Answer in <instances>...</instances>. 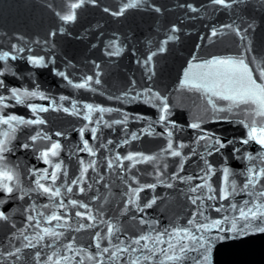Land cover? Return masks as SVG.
<instances>
[{
  "label": "water",
  "instance_id": "1",
  "mask_svg": "<svg viewBox=\"0 0 264 264\" xmlns=\"http://www.w3.org/2000/svg\"><path fill=\"white\" fill-rule=\"evenodd\" d=\"M71 2L74 0H0V51H11L12 46L17 45L25 49L19 53L20 57L42 56L46 61H51L46 68H35L26 59L10 60L8 63L15 75L5 73L0 79H4L8 87L31 89L39 84L40 90L49 99L36 98L30 103L47 107L55 100L57 105L71 108V101L75 100L80 105L94 104L120 109L132 115L150 117L154 121L158 115L157 108L143 103L142 100L127 103L125 100L116 99L124 93L135 96L137 92L143 97L144 90L151 89L152 93L158 92L161 96L167 97L172 113L170 119L179 126V130L173 134L174 147L176 141L188 145L189 147L182 151L189 159L184 163V170L174 177V173L178 171L180 158L161 153L166 147V137L145 134L129 144H121L124 139H130V135L126 136V133H139L141 129L147 127V121L134 119H129L126 126L114 125L108 128L101 125L95 141L91 139V133L86 131L84 138L96 151V156L90 157L86 152H79L77 147H82L79 129L88 123L83 119V115L77 116L53 109L40 113L46 123L38 126H21L16 132V139L10 145L12 151L5 154V163L18 174L21 189L29 191L27 195L17 191L11 194V197L0 192V198L6 200V203L0 205V210L9 216L8 220H0V264H47L48 257L54 251L59 256H75L70 264H79L81 260L83 264H97L96 260H90L87 256L97 255L94 235L99 232L102 237L105 236L108 223L116 225L119 231L112 237L111 243L107 239L102 240L101 247L111 248L112 244L121 242H123L121 246H124L144 234L155 235L165 229L187 226V221L192 218L199 205V201L197 205H193L191 199L201 194L192 193L189 189L202 183L195 177L200 174L199 170L203 167V161L199 156L192 155L191 149L195 148L198 153L204 151L203 147L194 143L197 130L188 127L191 123L203 122L202 128L220 137L225 144L228 140L237 141L235 147L241 149L240 153L234 154L233 145H227L220 153H213L207 159L214 168L227 166L232 169L238 189L246 180L241 173L247 170L250 162L237 157L242 153H250L255 157L258 153L264 152V149L254 141L249 145L238 142L247 136L245 124L255 119L259 126L264 121V117H253L254 106L240 105L231 107L229 111L230 102L221 100L218 101V106L225 111L215 112L204 92L181 86L186 71L199 74L204 70L195 66L212 58L244 54L250 62L253 58L255 62L264 61V0H237L229 8L214 5L211 0H146L142 6L127 9L123 15L117 16L112 13L118 12L128 0H95V3L86 2L75 10L77 18L74 22L65 23L60 16L69 12ZM188 5L198 10L192 11ZM157 8L160 11H156ZM228 24L233 25V28L239 27L245 39L241 40L235 31L227 28L218 32L217 36H211L213 29L219 30L222 25ZM173 27L178 31L173 32ZM52 33L55 35H51ZM169 36L176 38L163 45L165 49L163 52L158 51L162 41L167 40ZM112 42H115V46ZM116 47L122 49L120 54L109 55L108 53L115 51ZM153 52L157 54L152 56L150 65H145L143 61ZM255 62L250 64L254 70ZM0 67H3V62H0ZM57 71L65 72L73 83H80L84 77L92 76V89L95 91L70 86L67 80L55 74ZM97 78L100 80L99 84L95 83ZM0 92L7 94L5 90ZM61 96L68 99L61 101L59 99ZM83 111L81 108L82 113ZM9 112L26 119L32 117L26 106L17 105L6 109L5 114ZM98 116L100 113H95L93 120ZM122 118L121 112L103 114L104 121L109 123ZM153 127L157 133L164 131L161 125L154 124ZM37 129H42L53 141L61 143L60 154L55 160L63 161L68 181L79 175L80 158L86 162L96 160L95 170L89 168L87 179L82 185L86 191L81 193L74 186L72 193L63 199L65 204H68L69 199L88 204L97 219L89 221L77 217L75 215L77 211H86L79 207L69 205L67 210L58 209L60 215L66 217L65 227H55L57 223H64L63 221H52L48 224L39 217V222L41 228H55L64 235L58 240L45 237L39 243L33 239V243H36L35 248H23V244L26 243L23 236L32 238L40 231L34 227L37 220L30 222L28 216H37L38 212L48 216L57 211L54 207L44 208V205L51 203L46 195L30 191L35 188L36 179L31 170L34 167L39 169L48 167L42 160H38L39 153L36 148L25 149L21 146L25 143L32 144L28 137L34 135ZM57 132L63 135L58 137L55 135ZM109 140L113 143L109 144ZM48 143L50 142H36L41 150ZM137 152L155 155L157 161L137 164L134 168H130V162L126 160L123 161V167L118 166L119 162H114L111 168L107 166L108 160H112L117 154L122 157ZM251 163L264 167V161L261 160H254ZM165 164L167 167H164ZM157 168L163 173L159 178L156 175ZM51 171L49 168V172ZM188 176L194 179L190 182L180 179ZM132 177H136L140 185H157L154 190L146 188L140 192L137 201L139 208L128 204L129 185L132 188L138 187ZM64 179L65 177L61 175L56 186H60ZM158 179L163 183H158ZM220 179L221 172L217 171L210 181L216 188L217 196ZM260 184L264 185V177L261 178ZM21 195L23 199L19 198ZM153 197L156 198V203L151 208L140 211L139 209ZM245 199H250L246 193H240L235 197L237 203ZM207 203H215L218 207L220 202ZM223 203L227 205L229 201ZM30 205H34L36 211H33ZM225 214L228 213L205 212V215L212 218ZM68 217L70 219H67ZM142 219L148 223H141ZM199 219L197 216V220ZM101 220L108 223H100ZM81 224L85 227L80 228ZM89 224L95 226L87 227ZM73 241L74 248L79 250L78 255L68 252L65 248V245ZM15 248H21V253L8 257L6 253L14 251ZM108 255L104 256V264H124L123 258L119 261H109ZM190 255L195 256L196 253ZM55 259L56 257H53V260ZM145 264L155 262L147 261ZM183 264H192V261L186 259ZM213 264H264V234L251 235L239 242L218 243L213 252Z\"/></svg>",
  "mask_w": 264,
  "mask_h": 264
},
{
  "label": "snow or ice",
  "instance_id": "2",
  "mask_svg": "<svg viewBox=\"0 0 264 264\" xmlns=\"http://www.w3.org/2000/svg\"><path fill=\"white\" fill-rule=\"evenodd\" d=\"M86 2L95 3V0H74V2L69 4V12L60 16V19L65 23L74 22L77 18L75 10L82 7ZM145 2L146 0H128L118 12H113L112 15H123L127 9L140 7ZM236 2L237 0H211L212 4L220 5L224 8H229ZM188 7L192 11L198 10L192 7V5H188ZM105 11H108V9H105ZM156 11H160V9L157 8ZM225 28L235 31L236 34L240 36L241 40L245 39L239 27L233 28L231 24L222 25L219 30L213 29L211 31V36H217L218 32H222ZM172 31L175 32L178 31V29L173 27ZM51 35H55V33ZM175 38L174 36H169L167 40L162 41V46L158 51L163 52L165 50L163 45H166L169 40ZM112 45L115 46V42H112ZM24 51V48L18 47L17 45H13L11 51H0V62H3V67H0V77H3L5 73H12L15 75L12 66L8 63L10 60L16 61L17 59H26L28 63L35 68H46L48 63L51 62L46 61L42 56L30 55L27 57H20L19 53ZM121 51L122 49L116 47L115 51L109 52L108 54L119 55ZM246 51L248 50L246 49ZM156 54V52H153L143 63L145 65H150L152 56ZM253 62H255V58L250 62L244 54L212 58L211 60L205 61L203 64H197L195 66L204 70L201 73L192 74L190 71H186L181 86L204 92L207 96L208 103L215 112L225 111L224 108L218 106V101L222 100L230 102L229 111L231 107L251 105L254 106L252 108L253 117H264V61L255 62V70L250 66ZM149 71H151V68H149ZM55 74L63 77L68 81L70 86L76 89H90L95 91V89H92V76L84 77L80 83H73L65 72L57 71ZM150 78L151 77H149V79ZM95 83L99 84L100 80L98 78L95 79ZM0 90H5L7 92V94L0 92V192H3L6 196L11 197V194L17 191H21L24 195H27L29 191L21 189L18 174L5 163V154L12 151L10 145L12 141L16 139L17 130L21 128V126L28 127L45 124L46 121L41 118L40 113L48 112L50 109L63 110L64 112H70L72 115L77 116L83 115V119L88 123L84 124L79 129L82 147H77L79 152H86L90 157H95L96 151L93 146L89 144V141L84 138V133L86 131L91 133V139L95 141L101 125L108 128H112L114 125L126 126L129 119H134L147 121V127L141 129L139 133H126V136L130 135V139H124L120 142L121 144H129L132 140H138L141 135L145 134L166 137V147L161 150V153H167L171 157L180 158L178 171L174 173V177L178 176L179 172L184 170V163L189 159V156L184 155L182 151L184 148L189 147L188 145L176 141L174 147L173 134L174 131L179 130V126L175 121L170 119L172 113L167 103V97L161 96L158 92L152 93L151 89L144 90L143 97L141 93L137 92L135 96H131L130 93H124L122 96L116 97V99L125 100L127 103H135L142 100L143 103L157 108L158 115L154 121L150 117L139 114L132 115L127 112H122L120 109L106 108L94 104L80 105L75 100L71 101V108L57 105L55 100H52L47 107L30 103V101L36 98L41 100L49 99V97L40 90L39 84H36L31 89L27 87H8L4 79H0ZM59 99L63 101L68 98L61 96ZM10 101L14 103H10ZM17 105L26 106L30 110L32 117L26 119L23 116L11 112L5 114L6 109L14 108ZM81 108L84 109L83 113L81 112ZM113 111L121 112L123 118L120 120H113L111 123L104 121L103 114ZM95 113H100V116L93 120V115ZM202 123L203 122H195L188 125L191 129L197 130L194 143L203 147L204 151L198 153L195 148L191 149V154L199 156L203 161V167L199 170L200 174L195 177L201 180L202 183L189 189L192 193L200 192L201 194L191 199L193 205H197L198 201L199 205L193 212L192 218L187 221V226L165 229L163 232H157L155 235L151 233L144 234L131 240L127 245L121 246L123 245V242H121L120 244H112L110 248L101 247V241L107 239L111 243L112 237L116 235L119 228L116 225L101 220L99 221L100 223H108L107 233L103 237L99 232L94 235L95 247L98 249V252L96 256L88 255V259L96 260L97 264H104V256L105 254H109L107 257L109 261H119L123 258L124 264H145L147 261H154L155 264H183L186 259H190L192 264H213V252L218 243L239 242L251 235L264 234V185L260 184L261 178L264 177V167H259L251 163L254 160L264 161V152L258 153L255 157L250 153H242L237 157L238 159L243 158L250 162L247 170L241 173V175L246 177V180L242 187L238 189L234 179L235 173L232 169L227 166L214 168L207 159V157L213 155V153H220L221 149L226 148L227 145H233L232 150L234 154L240 153L241 149L235 147L237 141L232 139L228 140L227 144L223 143L220 137L212 132L205 131L202 128ZM241 123H243V121H241ZM92 124L96 126L92 127ZM154 124L163 126L164 131L159 133L155 132L153 127ZM245 127L247 128V136L238 142L242 145H249L254 141L264 149V121L257 126V121L252 119L250 123L245 124ZM55 135L59 137L62 136L63 133L57 132ZM28 139L32 141V144L25 143L21 146L25 149L29 147L36 148L39 153L37 157L38 160H42L44 164L48 165V167L44 169L34 167L31 170V174L35 176L36 179L34 180L35 188L30 191L39 192L48 197L51 203L49 205H44V208L54 207L57 209V211L52 212L48 216H43L42 212H38L37 216H28L30 222L32 220H37L34 227L40 229V231L32 238L23 236V239L26 241V243L23 244V248H35L36 243H33V239L39 243L43 241L45 237L58 240L64 235L63 232H58L55 228H41L39 217H42L48 224H51L52 221H63L64 223H57L55 227H65L66 217L60 215L58 209L67 210L69 205H71L72 207H79L86 210L85 212L77 211L75 213L77 217L82 219L86 218L89 221H96L97 217L92 214L88 204L74 199H69L68 204H65L63 199L64 196L72 193L74 186L77 187L78 191L81 193L86 191L82 185L87 179L89 168L95 170L96 160L92 159L86 162L83 158H80L79 175L71 181H68L67 170L64 167L63 161L55 160L60 154L62 148L61 143L59 141H53L52 137L44 133L42 129H37L36 133L28 137ZM38 141L50 143L41 150L37 147L36 142ZM108 143L111 144L113 142L109 140ZM125 160L130 162V168H134L137 164L155 163L157 161V156L145 155L139 152L128 153L122 157L117 154L112 160H108L107 166L111 168L114 162H119L118 166L123 167V161ZM164 167H167V165L165 164ZM49 168L52 169L51 172H49ZM217 171L221 172L219 196L216 195V188L210 183ZM61 175H63L65 179L60 186H56V182L60 179ZM156 175L158 178L163 175L159 168L156 169ZM132 179L137 183L138 187L132 188L131 185H129L130 192L128 193V204L136 205L139 208L137 201L139 200L140 192L144 191L146 188L154 190L157 185H140L136 177H132ZM180 179H185L190 182L194 177H180ZM46 181L50 183L46 184ZM158 183H163V181L158 179ZM65 185H67V187H65ZM168 186L171 187L170 184ZM240 193H246L250 199H245L237 203L235 197ZM19 198L23 199V195ZM57 198H59L58 202ZM213 201H219V206L217 207L215 203H207ZM224 201H229V203L225 205L223 203ZM4 203H6V200L0 198V205ZM155 203L156 198L153 197L139 210L143 211L144 208H151ZM29 207L32 208L33 211H36L34 205H30ZM206 211L228 214L212 218L210 215H205ZM197 216L200 217L199 220H197ZM8 219L9 216L3 210H0V220ZM67 219H70V217ZM141 223L148 222L142 219ZM94 226L95 224L87 225V227ZM83 227H85V225L81 224L80 228ZM25 231H27V229H25ZM21 235H23V233H21ZM133 245H135V247H133ZM65 248L68 252H74L76 255L79 254V250L74 248V241L65 245ZM21 251V248H15L14 251H9L6 255L8 257L17 256ZM193 252L196 253L195 256L190 255V253ZM38 256L39 253H37V257ZM53 257H56V259L53 260ZM74 258L75 256H59L58 253L54 251L48 257L47 264H70L71 260ZM79 264H83V261L81 260Z\"/></svg>",
  "mask_w": 264,
  "mask_h": 264
}]
</instances>
